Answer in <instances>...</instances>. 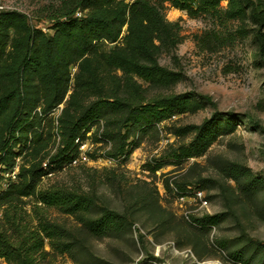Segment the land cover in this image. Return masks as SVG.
Wrapping results in <instances>:
<instances>
[{"label": "rangeland", "instance_id": "374dc122", "mask_svg": "<svg viewBox=\"0 0 264 264\" xmlns=\"http://www.w3.org/2000/svg\"><path fill=\"white\" fill-rule=\"evenodd\" d=\"M59 2L0 0V12H17L29 26L52 34L48 16ZM239 2L242 11L236 13L229 0L219 5L194 0V6L202 7L192 16L166 3L160 10L164 24L155 29L158 35L153 39V60L161 68L158 75L150 77L135 66L153 63L141 59L137 40L127 44L126 27L119 41L101 42L95 51L73 56L67 70V94L47 113L43 109L51 93L38 76L43 68L41 51L39 65L26 67L29 104L25 115L29 120L20 129V144L11 150L8 161L15 163L9 172L20 165L45 166L61 146L71 121L92 103H104L92 128L84 133L85 147H78L74 161L62 168H48L40 180L39 188L58 185L84 194L89 207L77 213L62 208L45 210L51 221L68 230L62 240L71 246L61 252L47 243L48 254L36 264L264 261V0ZM255 5L263 24L256 20ZM14 24L24 29L17 21ZM150 27L154 25L148 24ZM212 32L223 38L222 45L213 50L218 44L213 41L203 48L199 39ZM13 36L25 38L22 33H11ZM14 44L7 49L0 94L14 84L21 54L15 40ZM105 53L118 57L122 66L108 63ZM171 94L186 98V107L161 121L125 126L128 107L119 106L118 101L145 104ZM14 108L12 104L0 115V146L8 135ZM127 130L128 156L106 158ZM195 142L202 147L200 155L182 160L172 156ZM150 162L163 166L152 172L147 167ZM234 165L245 174L240 173L239 183L228 177ZM17 175L11 180L17 181ZM178 184L184 186L183 191L189 190L187 197L179 196ZM197 189L204 191L205 206L194 197ZM23 200L31 209L35 199ZM110 211L125 216V221L118 229L97 235L91 224L104 220ZM204 215H218L217 223L197 224L191 217ZM0 264L8 263L0 258Z\"/></svg>", "mask_w": 264, "mask_h": 264}, {"label": "trees", "instance_id": "16d2710c", "mask_svg": "<svg viewBox=\"0 0 264 264\" xmlns=\"http://www.w3.org/2000/svg\"><path fill=\"white\" fill-rule=\"evenodd\" d=\"M209 1L219 5L222 0ZM166 3L185 10L191 16L197 14L202 7L201 5L194 6V0H60L59 4L51 9L48 16L54 29L52 34L29 26L25 18H22L17 12H0V74L6 63L7 49L9 46L15 45L14 40L21 51L19 62L14 71L13 87L0 94V115L12 104L15 105L14 112L8 122V135L0 146V258L5 259L8 264H36L40 257L48 254L47 243L53 249H59L61 252L70 248L71 244L62 240L69 234L68 230L51 221L45 210L47 208H62L69 213L86 211L89 207V200L82 193L58 185L39 188V183L42 176L48 174V168L50 170L62 168L65 163L76 158V152L79 149L76 139L84 138V133L92 128L104 106L102 101L94 102L79 117L71 121L70 126L63 132L61 146L58 147L57 152L48 163L45 162L46 166L26 168L24 165H20L17 181L11 180V177H4L3 173L9 172L8 168L14 166L15 160L12 159L9 162V156L11 150L20 144V129L29 120V117L25 115L29 102L25 92L26 74L24 70L27 66L36 67L39 65L38 52L41 51L43 68L38 76L45 87H49L51 93L50 102L47 108L43 109L47 113L60 104L67 94L69 87L67 70L72 63V57L83 56L95 51L101 42L115 43L119 41L126 27L124 38L127 44L137 40V50L141 59L153 63L152 66H148L140 62L135 66L141 72L147 71L150 77L158 75L156 74L157 70H161V68L153 60L155 57L153 39L158 35L155 34V29H159V26L164 24L160 10ZM229 5L236 13L242 11L239 0H229ZM256 7V5L253 7L256 20L263 24ZM15 21L22 24L24 29L14 24ZM148 24H153L154 27L148 29ZM12 26L15 27V30L10 32ZM11 33H22L25 38L16 40L13 36L12 39ZM199 40L203 48H209L211 42L217 41L218 44L213 47V50L223 42V38L213 32L201 36ZM104 57L111 65L122 66L118 57L106 53ZM117 103L119 106L128 107L127 115L124 118L125 126L131 123L143 126L170 117L180 107L184 109L187 100L171 94L154 98L145 104L129 99ZM128 136V130L122 133L119 144L115 149L107 152L106 158H118L121 155L127 157ZM202 151V147L195 142L189 146H182L172 156L182 160L200 155ZM162 166L163 164L160 162L147 164L148 169L152 172H156ZM241 172L239 166L234 165L228 170V177L239 183L242 175L245 176L243 172L241 175ZM178 187V191H183V185L178 184ZM25 197L35 199L31 209L26 208V201L23 200ZM191 217L197 224L209 226L217 223L218 219V215ZM125 218L120 213L110 211L104 220L91 225L95 227L96 234L100 235L106 229H118L121 221H125ZM235 258L238 259L237 256ZM261 264H264V261Z\"/></svg>", "mask_w": 264, "mask_h": 264}, {"label": "built area", "instance_id": "2783aa9c", "mask_svg": "<svg viewBox=\"0 0 264 264\" xmlns=\"http://www.w3.org/2000/svg\"><path fill=\"white\" fill-rule=\"evenodd\" d=\"M76 142L79 145V147H81V148L85 147V142H83V139H81L80 137L76 139ZM44 164L46 166V163H44ZM18 172H19V168H17V170H15V171L7 172L6 177H15L16 173H18ZM3 174L6 175L5 173H3ZM188 192H189V190H185V191H178L177 190V193L182 198L187 197ZM193 193H194V197L196 199H199L201 201L202 205L205 206L207 204V200L205 199L204 191L197 189Z\"/></svg>", "mask_w": 264, "mask_h": 264}, {"label": "bare ground", "instance_id": "6f19581e", "mask_svg": "<svg viewBox=\"0 0 264 264\" xmlns=\"http://www.w3.org/2000/svg\"><path fill=\"white\" fill-rule=\"evenodd\" d=\"M204 264H210L209 262H206V263H204Z\"/></svg>", "mask_w": 264, "mask_h": 264}]
</instances>
